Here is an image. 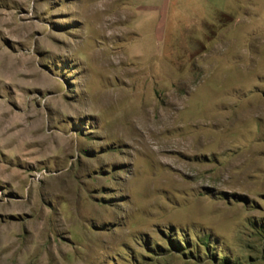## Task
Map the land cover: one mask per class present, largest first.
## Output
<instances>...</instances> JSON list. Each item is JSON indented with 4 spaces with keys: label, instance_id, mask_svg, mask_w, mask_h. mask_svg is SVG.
Returning <instances> with one entry per match:
<instances>
[{
    "label": "rangeland",
    "instance_id": "rangeland-1",
    "mask_svg": "<svg viewBox=\"0 0 264 264\" xmlns=\"http://www.w3.org/2000/svg\"><path fill=\"white\" fill-rule=\"evenodd\" d=\"M0 264H264V0H0Z\"/></svg>",
    "mask_w": 264,
    "mask_h": 264
}]
</instances>
